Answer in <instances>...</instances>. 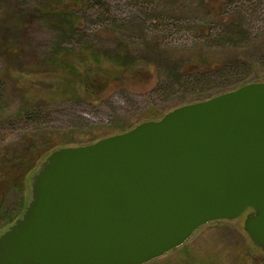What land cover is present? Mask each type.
I'll list each match as a JSON object with an SVG mask.
<instances>
[{"label": "water", "instance_id": "1", "mask_svg": "<svg viewBox=\"0 0 264 264\" xmlns=\"http://www.w3.org/2000/svg\"><path fill=\"white\" fill-rule=\"evenodd\" d=\"M245 214L264 253V82L50 153L0 264H149Z\"/></svg>", "mask_w": 264, "mask_h": 264}, {"label": "rangeland", "instance_id": "2", "mask_svg": "<svg viewBox=\"0 0 264 264\" xmlns=\"http://www.w3.org/2000/svg\"><path fill=\"white\" fill-rule=\"evenodd\" d=\"M99 1L103 2V6L89 0L81 7L77 13L79 30L73 37H68L61 33L57 24L40 18L39 11L46 0H0V144L2 141L13 143L20 138L25 129L20 121V110L27 98L24 92L31 90L33 85L37 90L33 96L46 105L44 110L48 118L44 128L67 133L66 137L70 139L87 136L93 131L107 136L106 129L113 131V134L122 129L130 130L177 107L199 102L202 88L194 92L189 87L169 81L165 77L169 69L160 61L159 55L185 59L191 55L200 56L213 65L217 62L227 63L237 56L238 51L234 52L227 45L218 43L214 35L205 41L196 32L195 24L208 14L206 4H210L211 0ZM235 1L233 6L227 7L226 13L232 15L236 12L238 3L249 22L248 49L240 51L237 57L256 66L250 79L252 83L264 82V0ZM28 9L33 11V17L24 15L23 12ZM167 18L173 22L174 19L182 21L180 28L177 25L164 27ZM163 19L166 21L163 22ZM157 40H163V50L155 46ZM57 43L66 50L94 46L109 54L122 50V43L127 44L133 59L139 63L151 61L156 70L148 74V64L140 65L144 67L143 70L137 68L130 71L122 81L116 77L110 78L109 87L99 98L94 94L89 97L86 90L79 89V100L65 95L61 82L54 77L41 78L40 81L23 78L19 83V75H13V72L39 68ZM164 49L169 53L190 55L164 54ZM70 60L84 74L96 69L78 59ZM159 64H163L160 71L157 70ZM197 65L204 68L203 62ZM103 69L110 68L104 66ZM218 85L215 83L213 87ZM50 86L53 88L48 89ZM227 88L213 89L200 100L235 90ZM32 175L27 179L29 192ZM15 208V198L9 199L6 211L10 213ZM246 215L204 226L182 247L149 264H264V253L251 244L244 231Z\"/></svg>", "mask_w": 264, "mask_h": 264}, {"label": "trees", "instance_id": "3", "mask_svg": "<svg viewBox=\"0 0 264 264\" xmlns=\"http://www.w3.org/2000/svg\"><path fill=\"white\" fill-rule=\"evenodd\" d=\"M86 3H89V0H46L39 11L40 18L43 21L57 24L63 35L73 37L74 33L79 30L77 13ZM235 3V0H211L210 4H206L208 14L196 22L195 28L201 39L206 41L210 36L214 35L218 43L227 45L234 52L238 51L237 56H239L238 53H241L240 51L248 49L249 29L247 26L249 22L244 16V9H240L241 5L238 3L236 4V12L232 15L226 13L227 7L233 6ZM96 4L103 6V2L99 0H95ZM23 13L26 16L33 17L31 9ZM165 19H163V22L166 21ZM181 22L177 19H174L173 22L171 18H167L164 27L177 25L176 27L180 28ZM7 30L6 33H8ZM162 41L157 40L155 43V46L157 45L160 50H163L161 49ZM121 47L122 50L118 49L114 54H109L94 46H83L79 50H66L61 47L60 43H57L52 52L48 54V57L39 64V68L26 72L14 71L13 75H19V83L24 80L23 78L31 81L34 79L35 81H40L41 78L49 79L54 77L61 82L60 85L63 86L65 95H71L73 99H81L78 94L79 89L86 90L89 93V97L94 94V96L99 98L98 96L103 94L109 87L110 78L116 77L117 80L122 81L124 76L130 71L137 68H140L139 71L143 70L144 67H139L140 65L148 64V74H152L156 70L151 61L145 63L142 60L143 63H139L133 59L127 44L124 45L122 43ZM9 50L10 48H8ZM163 52L165 54L168 50L164 49ZM168 54L184 53L168 52ZM184 55H190V53H185ZM169 56L166 58V55H159L160 61L165 63L164 65L169 69L165 77H168L171 82L174 81L181 84V86L195 90L194 92L202 88L199 91V99L197 101H201L200 99L205 94L212 92L213 89L217 90L225 87L236 89L252 83L250 79L256 68V66L250 65L249 62H245L237 56L227 63L217 62L214 63L215 65L209 63L207 58L203 59L200 56L193 57L191 55L188 59L183 56V58ZM71 58L78 59L84 64L95 66L96 69L89 70L87 74H84L79 67L70 62ZM199 62L204 63V68L197 65ZM162 65L159 64L157 66L158 71L161 70ZM102 66H108L110 69L104 71ZM215 83L219 84L216 88L215 86L213 87ZM51 88L53 87L50 86L48 89ZM35 89V85H33L31 90H25L24 92L27 98L23 108L20 110V121L24 123L25 129L20 138L13 143L2 141L0 144V233L8 229L22 215L29 199L27 179L31 177L40 163L50 153L62 147L88 145L110 135L124 133L129 130L122 129L119 133L113 134V131L106 129L108 131L107 136H100L98 134L101 132L93 131L88 133L87 136H77L76 138L69 133L70 137H72L70 139L66 137L67 133L44 128L48 118L44 110L46 105L42 100H38L33 96L35 91H37ZM156 117L157 119L153 120H159L163 116ZM11 198H15L16 208L9 213L6 208H8V201Z\"/></svg>", "mask_w": 264, "mask_h": 264}, {"label": "bare ground", "instance_id": "4", "mask_svg": "<svg viewBox=\"0 0 264 264\" xmlns=\"http://www.w3.org/2000/svg\"><path fill=\"white\" fill-rule=\"evenodd\" d=\"M242 218V217H241Z\"/></svg>", "mask_w": 264, "mask_h": 264}]
</instances>
